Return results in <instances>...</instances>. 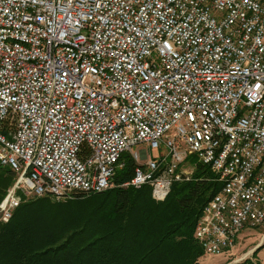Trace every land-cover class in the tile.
<instances>
[{"label":"built area","instance_id":"1","mask_svg":"<svg viewBox=\"0 0 264 264\" xmlns=\"http://www.w3.org/2000/svg\"><path fill=\"white\" fill-rule=\"evenodd\" d=\"M59 39L77 56L54 49ZM161 143L167 163L148 156ZM134 146L143 170L122 187L163 201L190 179L188 156L221 183L195 226L202 256L264 224V0H0V163L15 174L0 219L23 197L118 185L122 147Z\"/></svg>","mask_w":264,"mask_h":264},{"label":"trees","instance_id":"2","mask_svg":"<svg viewBox=\"0 0 264 264\" xmlns=\"http://www.w3.org/2000/svg\"><path fill=\"white\" fill-rule=\"evenodd\" d=\"M123 158L114 175L118 185L109 189L61 200L23 197L6 221L0 219V264H200L195 226L221 188L210 167L196 162L190 179L173 182L156 201L148 185H119L138 166L130 155ZM14 180L0 163V203Z\"/></svg>","mask_w":264,"mask_h":264},{"label":"rangeland","instance_id":"3","mask_svg":"<svg viewBox=\"0 0 264 264\" xmlns=\"http://www.w3.org/2000/svg\"><path fill=\"white\" fill-rule=\"evenodd\" d=\"M147 150L148 156L152 157L156 161L162 159L164 163H167L170 160V157L167 155V147H165L164 143H161L160 147L157 149L149 148ZM137 151L138 148L134 146L132 148V152ZM124 155L130 154L128 152H125ZM196 162V156H188V158L181 163V166H183L184 168H189L191 166H194ZM53 198L55 200H61L62 198L67 197L56 198L53 196ZM259 244H261V246H259L260 248L256 250L254 254V251ZM247 259L257 264H264V224L256 227L246 226L238 234L237 242L232 249L219 254H209L206 256H201L199 262L200 264H235L242 263Z\"/></svg>","mask_w":264,"mask_h":264},{"label":"bare ground","instance_id":"4","mask_svg":"<svg viewBox=\"0 0 264 264\" xmlns=\"http://www.w3.org/2000/svg\"><path fill=\"white\" fill-rule=\"evenodd\" d=\"M3 44L14 46V47H24V38L19 35H3ZM54 49H64L69 52V56H77V44L75 41L68 39H59L54 42ZM84 59H92V52H84ZM113 100H116L119 105H121L122 113L132 112V104H130V97L127 93L122 91L113 92ZM138 119L129 118V128H137ZM128 152L132 159L138 164L135 171L143 170V155H138L137 152H132V148L122 147V155Z\"/></svg>","mask_w":264,"mask_h":264},{"label":"water","instance_id":"5","mask_svg":"<svg viewBox=\"0 0 264 264\" xmlns=\"http://www.w3.org/2000/svg\"><path fill=\"white\" fill-rule=\"evenodd\" d=\"M259 246H261V244H259L257 247H259ZM257 247H256V248H257Z\"/></svg>","mask_w":264,"mask_h":264}]
</instances>
